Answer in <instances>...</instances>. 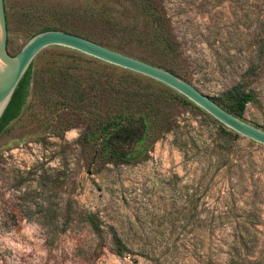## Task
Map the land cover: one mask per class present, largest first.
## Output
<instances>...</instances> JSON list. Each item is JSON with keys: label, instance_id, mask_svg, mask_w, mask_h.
Here are the masks:
<instances>
[{"label": "rangeland", "instance_id": "374dc122", "mask_svg": "<svg viewBox=\"0 0 264 264\" xmlns=\"http://www.w3.org/2000/svg\"><path fill=\"white\" fill-rule=\"evenodd\" d=\"M158 1L178 46L181 79L213 101L234 84L251 90L240 118L264 130V0ZM3 5L11 54L47 29L104 38L85 19L90 7L123 19L135 14L139 23L130 0ZM110 39L134 54L114 50L154 57ZM53 62L111 69L61 45L43 48L31 63ZM63 91L30 86L20 113L0 132V264H264L263 145L227 134L190 101L168 109L172 126L146 142L140 158L105 163L95 155L98 144L66 138L93 121L56 104ZM112 233L125 246L121 255Z\"/></svg>", "mask_w": 264, "mask_h": 264}, {"label": "trees", "instance_id": "16d2710c", "mask_svg": "<svg viewBox=\"0 0 264 264\" xmlns=\"http://www.w3.org/2000/svg\"><path fill=\"white\" fill-rule=\"evenodd\" d=\"M130 2L139 23L132 19L135 14L123 19L114 14L113 10L88 8L85 19L105 35L104 38L98 36L97 42L121 51L125 49L119 44H112L114 42L111 37L118 43L127 41L140 45L154 57L140 54L136 55L138 58L184 78L179 72L178 46L162 4L158 0ZM82 36L93 40L95 38ZM125 52L134 54L130 49ZM103 64L111 69L96 72L76 64L58 62L33 68L31 63L23 75L0 132L20 113L30 86L35 89L39 84H58L63 86L64 91L55 103L78 114L84 112L88 115L87 119L93 121L92 124H86L80 133L78 141L81 144H98L95 155L105 163L115 165L140 158L144 155L145 143L156 139L172 126L173 120L168 109L175 105L186 106L191 102L154 79L118 66ZM252 99L251 90L234 84L214 101L231 114L241 117L245 104ZM215 122L219 129L235 135ZM84 220L93 231H97L98 226L91 214L84 213ZM66 222V219L61 220L60 227ZM111 240L115 253L121 255L125 249L124 244L115 233L111 234Z\"/></svg>", "mask_w": 264, "mask_h": 264}, {"label": "water", "instance_id": "95a60500", "mask_svg": "<svg viewBox=\"0 0 264 264\" xmlns=\"http://www.w3.org/2000/svg\"><path fill=\"white\" fill-rule=\"evenodd\" d=\"M61 45L77 50L98 60L154 79L175 90L212 116L229 130L264 146V130L242 120L219 106L187 81L168 70L106 47L89 38L59 29H47L33 34L15 53L6 49V19L3 0H0V127L34 56L43 48Z\"/></svg>", "mask_w": 264, "mask_h": 264}, {"label": "clouds", "instance_id": "9594fccd", "mask_svg": "<svg viewBox=\"0 0 264 264\" xmlns=\"http://www.w3.org/2000/svg\"><path fill=\"white\" fill-rule=\"evenodd\" d=\"M2 69H3V65H2V63H0V70H2ZM79 135H80V132L74 129V130H72L71 133H66V138L69 141H71L73 139H78Z\"/></svg>", "mask_w": 264, "mask_h": 264}]
</instances>
